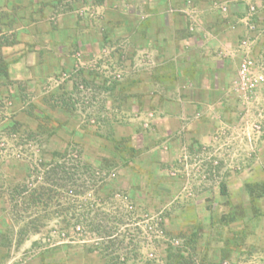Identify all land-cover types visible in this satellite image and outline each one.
Segmentation results:
<instances>
[{"label":"rangeland","instance_id":"obj_1","mask_svg":"<svg viewBox=\"0 0 264 264\" xmlns=\"http://www.w3.org/2000/svg\"><path fill=\"white\" fill-rule=\"evenodd\" d=\"M1 3L0 264H264V0Z\"/></svg>","mask_w":264,"mask_h":264},{"label":"crops","instance_id":"obj_2","mask_svg":"<svg viewBox=\"0 0 264 264\" xmlns=\"http://www.w3.org/2000/svg\"><path fill=\"white\" fill-rule=\"evenodd\" d=\"M3 5L0 0V10ZM8 7L13 4L8 3ZM36 12H0V93L6 82L29 78L31 67L36 66V48L30 42L35 37L31 28L35 24ZM46 46V44H44ZM40 54L42 52L40 48ZM45 54V53H43ZM31 58V60H29ZM16 67L25 68L23 75L15 76Z\"/></svg>","mask_w":264,"mask_h":264},{"label":"trees","instance_id":"obj_3","mask_svg":"<svg viewBox=\"0 0 264 264\" xmlns=\"http://www.w3.org/2000/svg\"><path fill=\"white\" fill-rule=\"evenodd\" d=\"M62 186H63V185H62ZM16 190H17V192H16ZM16 190H15V192L18 193V195H22L23 193H25V192L28 191V186L25 185V186L22 188V190L19 189V188L17 187ZM40 190H41V192L37 195V198L34 197V199H33V203H39L40 200L42 199V197H44V196H46V195H48V197H50L49 193H50L51 190H48L47 188H44V187H42ZM35 192H37V191H35ZM31 194H32V193H31ZM33 194H34V193H33ZM33 194H32V195H33ZM175 257L177 258V261H178L176 264H186V263H187V262H186L187 257L182 253V251H181V253L179 252V254H176Z\"/></svg>","mask_w":264,"mask_h":264}]
</instances>
